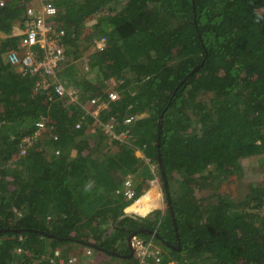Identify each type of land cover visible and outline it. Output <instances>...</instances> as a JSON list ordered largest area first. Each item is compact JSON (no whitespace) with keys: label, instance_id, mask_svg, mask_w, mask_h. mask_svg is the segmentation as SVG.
Listing matches in <instances>:
<instances>
[{"label":"trees","instance_id":"trees-1","mask_svg":"<svg viewBox=\"0 0 264 264\" xmlns=\"http://www.w3.org/2000/svg\"><path fill=\"white\" fill-rule=\"evenodd\" d=\"M54 2L59 10L49 20L64 29L60 42L75 55L87 18L108 6L110 17L98 30L105 47L89 54L93 78L75 63L60 67V76L79 89L80 103L50 100L35 90L37 76L23 74L7 57L19 47L26 0L0 5V211L6 215L0 264H33L41 257L47 263L57 246L67 256L88 242L137 264L127 239L140 229L175 244L155 237L165 246L160 264L172 258L182 264H264V0ZM111 77L121 99L99 118L104 123L113 115L115 128L129 129L131 136L117 141L115 151L107 149L101 124L91 131L95 117L85 110L91 97L107 98ZM128 113L144 115L126 122ZM38 120L52 129L21 153L23 137ZM144 143L159 171L160 150L170 203L166 199L164 214L155 208L123 216L145 189L138 183L128 199L122 188L126 174L143 168L135 151ZM247 160V170L260 173L261 182L243 198L218 189L211 198L198 196L197 187L212 185L215 177L243 173ZM144 170L147 177L149 166ZM162 185L167 196L163 177ZM154 200L144 195L129 208L144 213Z\"/></svg>","mask_w":264,"mask_h":264},{"label":"built area","instance_id":"built-area-1","mask_svg":"<svg viewBox=\"0 0 264 264\" xmlns=\"http://www.w3.org/2000/svg\"><path fill=\"white\" fill-rule=\"evenodd\" d=\"M5 2L6 0H0V5ZM58 10L59 7L54 0H26L24 28L19 31L22 33L21 41L18 48L8 51L7 57L23 74L36 75L35 90L46 91L50 100L59 99L63 103H80L81 93L79 89L70 85L59 73V69L66 59L65 47L60 42L64 29L55 26L49 20ZM104 40L105 37L97 42L99 48L105 47ZM132 94H135V91ZM119 99H121V93L114 87L108 89L107 98L104 100H100L98 96H93L85 105L86 113L95 117L91 131L95 132L97 125L101 124L103 131L109 135V140L115 142L129 141L131 137L129 129L117 130L113 115L104 123L101 122L99 116L105 109L111 112L113 110L112 103ZM142 115L128 113L126 122ZM81 125L82 121L80 120L75 124L76 128H80ZM51 129L46 120L36 121L35 129L32 133L25 135L21 141V153H25L29 145ZM52 134L54 139L58 138V133L53 132ZM56 151L59 152L60 150L57 149ZM124 193L127 198H132L135 195V189L132 187L130 178L125 181ZM132 246L137 264H160L163 261L165 249L156 244L153 236L135 234L132 237ZM93 253V248L87 246L83 250L70 252L66 256L61 247H56L48 264H124L121 261H98L96 257H91ZM166 264H182V261L180 258H172ZM183 264L197 263L186 260Z\"/></svg>","mask_w":264,"mask_h":264},{"label":"rangeland","instance_id":"rangeland-1","mask_svg":"<svg viewBox=\"0 0 264 264\" xmlns=\"http://www.w3.org/2000/svg\"><path fill=\"white\" fill-rule=\"evenodd\" d=\"M98 14L100 16V20L96 17V14L93 15L92 17L87 18V22H86L87 33L85 35H83L79 40L80 49H79L78 55H75V53H69V54L66 53V59L64 61L65 65L75 63L77 65V67H79V69L83 73L88 74L92 78L94 77L93 72H92L93 70H91L89 68V65L87 64L88 59H89V54L100 47L99 43L97 44V42L99 40L103 39V37L102 38L99 37L101 35L98 32L99 23H101L104 20H106L107 18H109L110 16H108V14H111V12H110L108 6H106V7H103V9L98 12ZM117 82H118L117 79H115L114 77H111L108 80L107 89L114 88L115 85H117ZM92 124H91V126H92ZM117 146H118V142H115L114 140L108 139V143H107V149L108 150L115 151L117 149ZM143 150H144V148L140 146V148H137L135 151V153L137 155L141 156V158H142L141 163H142L143 168H140V171H138L136 173L126 174L125 181L128 178H130L131 182H132V187H134V188L137 186L138 183H143L145 185L144 190L148 189L152 185H157L159 187V189L161 190L162 202H160L158 204L160 206H158L156 208L160 207L163 210V214H164L166 209H167V201H166V196H165L164 190H163L161 171H159L158 164L156 162H154L153 160H149L143 154ZM261 161H264V159H261ZM248 163H249V161L247 160L245 162V169H244L243 173H241V174L232 173L228 178H225L223 180L215 177L214 183L212 185L204 186V188L197 187L196 193L200 197L211 198L214 195V191H216L218 189L219 191H221L225 194H228V195L232 196L233 198H236V199L243 198L245 196V194L249 191L250 186L254 182H261V180H260L261 174L260 173H258V172L255 173L250 169L247 170ZM144 166L145 167L149 166V168H150V173L147 172L149 174V175H147V177L144 174V171H145ZM141 169H143V170L141 171ZM209 170H211V168H209ZM10 179H11V177H10ZM125 181H124L123 186L125 185ZM148 184L150 186L146 187ZM15 185H16V182L12 183L11 188L15 187ZM83 218H84V215L79 216L78 220L80 221ZM5 221H6V215L2 211H0V223L1 222L4 223ZM107 226H108V229H110V230L113 229L112 224H108ZM139 234H141V233H139ZM90 236L91 235H89V233H87L84 237H89L90 240L91 239L93 240V238H91ZM143 236H146V235L143 234ZM155 242L159 246H161L163 248L165 247L163 245V243L160 242L159 240L155 239ZM85 247L86 246H83L80 244L75 245L74 250H76V249L77 250H83V249H85ZM91 257L92 258L96 257V260H98V261H121L124 264H131L134 260V258H131L128 260V259L122 258L121 256H109L104 251H99V250H95ZM46 258H47V255H46ZM43 259H45V258H43V257L37 258L33 264H47V263H43ZM128 262H130V263H128Z\"/></svg>","mask_w":264,"mask_h":264},{"label":"water","instance_id":"water-1","mask_svg":"<svg viewBox=\"0 0 264 264\" xmlns=\"http://www.w3.org/2000/svg\"><path fill=\"white\" fill-rule=\"evenodd\" d=\"M202 64V63H201ZM199 68V65H196L192 68V70L190 71L189 74H192L193 72H195L197 69ZM162 120H163V115L161 114L159 116V119H158V128H159V132H158V146L160 145V137H161V126H162ZM159 152V165L161 167V174H162V177H163V183L165 185V188H166V193H167V201L170 203V194L167 190V179H166V175H165V170H164V165H163V162L161 160V156H160V150H158ZM126 215H134L133 213L131 212H126L123 216H126ZM172 215H173V212H172ZM135 216V215H134ZM173 220H174V226H175V229L177 230V222L175 220V217L173 215ZM143 229H140L138 231H133L132 233L129 234L128 236V244H129V247H130V252H129V256L133 254L134 252V249H133V246H132V236L135 235L137 232H141ZM148 232L154 234L156 237H159L161 240H163L168 246H174L175 244L168 241V240H165L157 231H152V230H148ZM178 249H181L182 245H181V242H180V239H178Z\"/></svg>","mask_w":264,"mask_h":264},{"label":"crops","instance_id":"crops-1","mask_svg":"<svg viewBox=\"0 0 264 264\" xmlns=\"http://www.w3.org/2000/svg\"><path fill=\"white\" fill-rule=\"evenodd\" d=\"M103 7L99 8L97 11L94 12V15L96 14V17L100 20V16L98 14V12L100 10H102ZM108 16H110V14H108ZM0 35H5L4 33L0 32ZM144 195H148V199L150 200L151 204H154L155 200H157L156 202V205L153 206L150 210H148L147 212H139L137 211L136 209H131L129 208V205L125 208V211L127 212H131V213H134V214H139V215H146L148 214L151 210H153L154 208L160 206L158 205L160 202H162L161 200V190L159 189V187L157 185H152L150 186L148 189L144 190L143 193L140 195L141 197H143ZM139 196V197H140ZM140 197V198H141ZM154 198V199H153ZM134 204V202H132L130 205ZM160 208V207H159Z\"/></svg>","mask_w":264,"mask_h":264},{"label":"clouds","instance_id":"clouds-1","mask_svg":"<svg viewBox=\"0 0 264 264\" xmlns=\"http://www.w3.org/2000/svg\"><path fill=\"white\" fill-rule=\"evenodd\" d=\"M24 28V26L21 28V29H18V31L17 32H19L20 30H22ZM64 63V62H63ZM62 63V64H63ZM62 66V65H61ZM59 72H60V69H59ZM107 91H108V89H107ZM144 114V113H143ZM145 144V143H144ZM144 144H143V146H141V147H143L144 148ZM137 148H140V146H137ZM60 150V149H59ZM57 152V151H56ZM60 152V151H59ZM143 154L145 155V153H144V150H143ZM146 156V155H145ZM123 188V190H124V188H125V185L122 187ZM135 189V192H136V188H134ZM134 197V196H133ZM132 197V198H133ZM127 198V197H126ZM129 199V198H128ZM166 199H167V196H166ZM136 200V199H135ZM134 200V201H135ZM133 201V202H134ZM152 211V210H151ZM127 212V211H126ZM167 211H165V213H166ZM134 214V213H133ZM135 215V214H134ZM139 215V214H138ZM136 234H139V232H137ZM140 235H142V234H140ZM134 236V235H133ZM132 236V237H133ZM143 236V235H142ZM148 236H153L154 237V240L156 239L155 237V235L154 234H152V233H150V235H147V237ZM159 238V237H158ZM160 239V238H159ZM163 241V240H162ZM164 242V241H163ZM88 243H91V244H88V245H83V246H89V247H92L93 248V251H95V250H99V249H97V246H95V245H93L92 244V242H88ZM165 243V242H164ZM166 244V243H165ZM129 245V244H128ZM167 245V244H166ZM57 247H61V246H57ZM85 247V248H86ZM62 248V250H63V247H61ZM130 248V247H129ZM164 249H165V247H164ZM75 251H77V249L76 250H74V251H70V252H75ZM99 251H103V250H99ZM133 255V254H132ZM49 256V255H48ZM50 257V256H49ZM122 257V256H121ZM123 258V257H122ZM177 259H179V258H177ZM192 261V260H191ZM49 262V261H48ZM48 262H47V264H48ZM196 263V262H195ZM198 264V263H197Z\"/></svg>","mask_w":264,"mask_h":264},{"label":"bare ground","instance_id":"bare-ground-1","mask_svg":"<svg viewBox=\"0 0 264 264\" xmlns=\"http://www.w3.org/2000/svg\"><path fill=\"white\" fill-rule=\"evenodd\" d=\"M141 197V196H140ZM140 197H138L135 201H134V203L135 202H137V201H139L140 200ZM130 206V205H129ZM164 244V243H163Z\"/></svg>","mask_w":264,"mask_h":264},{"label":"flooded vegetation","instance_id":"flooded-vegetation-1","mask_svg":"<svg viewBox=\"0 0 264 264\" xmlns=\"http://www.w3.org/2000/svg\"><path fill=\"white\" fill-rule=\"evenodd\" d=\"M132 216H134V215H132Z\"/></svg>","mask_w":264,"mask_h":264}]
</instances>
